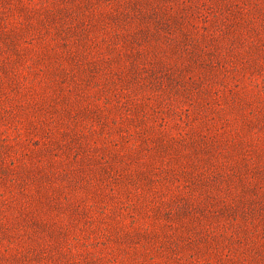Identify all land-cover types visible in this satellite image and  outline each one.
<instances>
[{"label":"rangeland","instance_id":"374dc122","mask_svg":"<svg viewBox=\"0 0 264 264\" xmlns=\"http://www.w3.org/2000/svg\"><path fill=\"white\" fill-rule=\"evenodd\" d=\"M0 264H264V0H0Z\"/></svg>","mask_w":264,"mask_h":264}]
</instances>
